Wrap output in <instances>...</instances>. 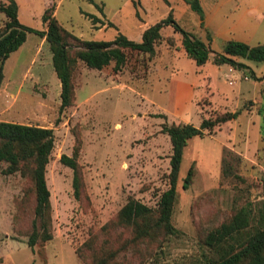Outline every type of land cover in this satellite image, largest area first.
Here are the masks:
<instances>
[{
    "label": "rangeland",
    "instance_id": "1",
    "mask_svg": "<svg viewBox=\"0 0 264 264\" xmlns=\"http://www.w3.org/2000/svg\"><path fill=\"white\" fill-rule=\"evenodd\" d=\"M15 1L19 21L24 26L44 30L43 12L54 6L59 24L82 40H112L121 32L131 40L140 41L144 29L171 13L184 30L209 42L212 56L221 52L224 44L232 39L264 45V0H199L203 26L199 15L185 0ZM248 1L249 15L245 13ZM91 16L102 19L105 27L94 29ZM5 21V15L0 13V27ZM109 21L114 26H110ZM161 35L172 36L174 42L180 44L181 33L171 24L162 27ZM127 55L126 65L117 73L112 65L97 70L79 61L73 73L76 102L62 113L58 110L60 81L45 38L27 32L25 42L5 60L0 83V121L52 128L54 148L45 174L50 191L53 238L34 247L33 251L27 245V237L15 230V226H23L22 221L15 219V214L18 213L16 200L22 196L26 179L18 172L3 173L7 164L0 163L3 264H83L75 248L87 239L91 228L97 229L112 218L129 197L156 207L161 192L168 187L171 154L169 138L161 131V125L176 121L168 113L169 118L157 113L168 110L171 79L196 85L195 101L203 112L199 114L200 107L194 102L190 108L193 125L198 126L202 118L214 119L225 108L233 111V90L237 86H233V72L228 71V64H222L219 69L211 58L197 65L184 53L174 52L162 58L161 66L151 70L150 66L144 71L142 55ZM248 61L253 68L261 66L258 78L250 76L248 81L242 80L237 85L245 88L258 84L256 97L262 96L263 101L258 106L261 110L258 119L254 115L255 126L247 129V118L241 115L238 128L242 135L246 136L247 132L252 147L261 142L253 149L254 159L243 163L241 156L233 152V119L214 126L210 133L204 130L203 138L193 137L189 143L190 153L186 155L184 151L181 161L171 218L179 233L164 244L157 256L158 264H196L203 260L205 250L198 241L192 218L193 208L203 207L201 201L209 198L206 211L214 212L220 219L234 208L249 204L254 207L262 199L264 61ZM209 100L213 106L209 105ZM257 124L262 141L257 139ZM75 126L82 139L79 163L87 195V200L82 201L73 196L72 170L59 160L61 154L72 152ZM241 134H238L239 140ZM223 158L226 174L222 172ZM192 164L193 176L184 189L183 178Z\"/></svg>",
    "mask_w": 264,
    "mask_h": 264
},
{
    "label": "trees",
    "instance_id": "2",
    "mask_svg": "<svg viewBox=\"0 0 264 264\" xmlns=\"http://www.w3.org/2000/svg\"><path fill=\"white\" fill-rule=\"evenodd\" d=\"M185 1L199 15L203 26L200 1ZM0 13L6 17L4 25L0 27V83L5 60L25 42L27 32H35L45 38L52 53L53 69L60 81V113L76 102L73 73L79 61L97 70L112 65L117 73L126 65L127 54L134 53L142 55L141 64L144 71H147L150 61L157 54V47L162 41L161 29L165 25L171 24L175 31L181 33V47L197 65L206 63L212 53L209 43L184 30L173 20L171 13L167 18L144 29L140 41L131 40L121 32L112 40H82L59 24L54 15V6L43 12L44 30H34L19 21L15 0L0 2ZM91 20L96 23L99 18L91 16ZM110 26L114 24L110 22ZM167 43L172 46L173 37H168ZM236 58L262 62L264 45L251 46L245 42L228 40L222 51L215 54L214 61L219 64L228 63L241 70L248 68ZM247 73L255 77L252 70L248 69ZM237 114L226 111L214 119L202 118L198 126L192 123L164 122L161 131L168 136L171 144L167 189L161 192L156 207L129 197L112 218L97 229L91 228L87 239L75 248L80 261L83 264H158L157 256L162 252L164 244L179 233L171 218L183 151L188 140L194 136L204 137V130L210 133L214 126L235 118ZM158 116L165 117L164 114ZM72 134V152L70 155L61 154L59 160L72 170L73 196L82 201L83 198L87 200V195L83 169L79 163L82 139L77 126L72 128ZM53 148L52 128L0 121V163L7 164L3 173L18 172L27 182L22 196L16 200L18 213L15 219L22 221L23 226H15V230L27 237V245L32 251L34 247L42 246L53 238L50 191L45 176ZM225 164L223 158V174H226ZM193 172L192 164L183 178L184 189L188 188ZM204 201L200 202L202 208L192 210L198 241L205 250L202 253L203 260L196 264H264V178L262 199L254 207L251 204L243 205L218 219L214 212L206 211L210 199ZM0 264H3L1 256Z\"/></svg>",
    "mask_w": 264,
    "mask_h": 264
},
{
    "label": "crops",
    "instance_id": "3",
    "mask_svg": "<svg viewBox=\"0 0 264 264\" xmlns=\"http://www.w3.org/2000/svg\"><path fill=\"white\" fill-rule=\"evenodd\" d=\"M238 5V4H237ZM246 5V9H245V13L247 15L251 14V10L249 9L248 6H250L249 1L245 3ZM99 18V17H98ZM110 22V21H109ZM100 23V24H98ZM201 24V21H200ZM102 27H105V25L102 23V19L99 18V21H97L96 23H93V28L96 30H100ZM164 27V26H163ZM206 28V27H205ZM143 32V31H142ZM196 35V34H195ZM168 37H172V36H167V37H163L162 36V41L159 44V46L157 47V54L156 56L150 61V70L152 68L155 67H159L162 65V58L165 55L168 54H173L174 52H182L184 53V55H186L185 51L182 49L181 47V38L179 39L180 44L176 42H174V44L171 46L167 43V38ZM235 40V39H233ZM238 41V39H237ZM209 43V42H207ZM253 46V45H251ZM187 56V55H186ZM214 57L215 54L212 56V53L210 55V58H212L213 62L216 64V66L220 69L221 65L224 63H216L214 61ZM236 60L238 62H242L244 64H246L248 66L247 69H237L232 67L231 65H229L228 63V71L229 72H233V86H237V88L235 90H233V111L229 110V109H224L223 112L229 111V112H238L237 116L235 118H233V152L240 155L241 158L243 159V163H247V162H252L254 159L253 156V149H257V147L259 146V142L258 144H255V147L250 145V139L247 135L246 132V136L243 134H241V132H239V116H245L246 119V123H247V129L250 128V125H254L255 126V120L254 117L257 116L261 110L258 108V106L260 105L261 101H263L262 96L261 98H257V87L258 84L253 83V86L251 87H245L242 88V86L237 85L240 81L245 80L248 81L250 79V75L247 73L248 69L252 70L255 74V78H258V72L261 69V66H256L255 68L252 67V64L247 60V59H242V58H236ZM263 62V61H262ZM205 64V63H204ZM156 69V68H155ZM225 75L227 76V73H225ZM263 80H261L259 83H262ZM229 84H231V81L228 82ZM196 85L191 82V81H180V80H176V79H171L169 87H168V100H169V107L167 111H163L164 113H157V114H164L166 116V118H169V115H171L174 119H176V121H172L174 123H191V107H193L194 102L196 105H198L199 109V114H201V112H203V109L201 108L200 104L198 103V101H195V97H194V91H195ZM263 94V93H262ZM251 104L248 106H246L245 104ZM209 105H212V102L209 100ZM168 113V114H166ZM255 115V116H254ZM171 118V117H170ZM258 119V116H257ZM202 120V119H201ZM200 120V122H201ZM258 121V120H257ZM168 122V121H167ZM193 124V123H192ZM200 124V123H199ZM257 139H260L262 141V134H261V129L259 124H257ZM241 134L242 139L239 140L240 136L238 134ZM194 137H199V136H194ZM203 138V137H202ZM193 139L190 138L188 140L187 145L184 148L185 154L187 155V153H190L189 150V143L190 141ZM222 147V146H220ZM184 151H183V156H184ZM195 153V152H193ZM183 159V157H182Z\"/></svg>",
    "mask_w": 264,
    "mask_h": 264
}]
</instances>
